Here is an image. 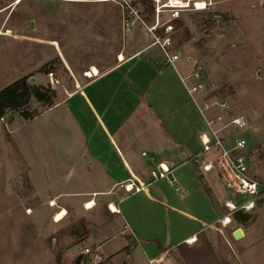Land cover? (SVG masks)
<instances>
[{
	"label": "crops",
	"instance_id": "crops-1",
	"mask_svg": "<svg viewBox=\"0 0 264 264\" xmlns=\"http://www.w3.org/2000/svg\"><path fill=\"white\" fill-rule=\"evenodd\" d=\"M20 36L43 48L42 40ZM151 43L143 27L127 30L114 65L94 67L98 75L29 119L37 123L24 139L33 143L28 183L50 215L69 210L85 219L84 211L99 209V224L86 220L90 238L111 230L125 237L111 255L101 250L110 263L116 257L122 262L121 254L132 259L139 249L156 264H264V203L255 206L254 228L220 222L234 194L217 164L203 168L214 159H201L208 152L201 135L209 115L202 93L187 87L193 57L181 56L177 68L163 67ZM160 162L174 168L179 190L166 179H152ZM218 177L229 198L213 183ZM130 179L143 189L128 193L119 187Z\"/></svg>",
	"mask_w": 264,
	"mask_h": 264
},
{
	"label": "rangeland",
	"instance_id": "rangeland-1",
	"mask_svg": "<svg viewBox=\"0 0 264 264\" xmlns=\"http://www.w3.org/2000/svg\"><path fill=\"white\" fill-rule=\"evenodd\" d=\"M17 1L0 0V92L22 77H28L32 85H43L49 99L38 101L32 96L24 106L30 114H38L78 88L90 78L88 70H104L116 63L127 33L117 3ZM211 16L215 24L210 23ZM175 25L176 46L182 56L193 57L188 68L193 70L199 62L205 69L202 95L210 105L207 114L223 113L227 121L235 117L248 121L245 129L228 126L222 135L247 140L250 176L264 184V0H213L207 10L184 12ZM22 34L42 40L43 48L23 42ZM17 114L0 112V264H76L81 256L80 264H90L94 254L81 255L83 248L96 249L103 242L101 250L109 255L120 249L125 237L112 230L109 236L90 238L86 220L93 217L99 224V209L84 211L85 219L72 217L66 210L69 214L57 221L56 214L50 215L48 206L37 199L25 176L34 169L33 143L24 140L37 120ZM215 152L208 151L201 159H214ZM213 183L230 197L222 179ZM257 201L256 205L264 203V191ZM255 208L243 211L250 214L242 222L248 228L259 225ZM119 258H111V263L103 258L98 264H156L139 249L132 259L124 254L122 262Z\"/></svg>",
	"mask_w": 264,
	"mask_h": 264
},
{
	"label": "built area",
	"instance_id": "built-area-1",
	"mask_svg": "<svg viewBox=\"0 0 264 264\" xmlns=\"http://www.w3.org/2000/svg\"><path fill=\"white\" fill-rule=\"evenodd\" d=\"M108 1H113L121 7L125 30L141 26L149 33L152 38L151 46L157 48L161 55V66L176 68L182 54L181 49L175 44V22L186 11H204L213 7V0H152L153 8L149 14L141 0ZM98 74L97 69L86 72L90 78ZM49 76L53 78V71L49 72ZM188 78L192 80V83L187 85L191 94L203 93L206 90V73L199 62H196V66ZM220 105L222 107L227 106L226 103H220ZM205 108L209 110L210 105L207 104ZM207 124V132L201 135L204 150L212 151L215 149L216 152L214 160L205 164L203 168L210 170L217 164L221 177L234 194L233 198L225 202L228 212L220 219L223 225H228L232 222L235 212L251 211L255 208L257 198L264 191V184L250 176L249 158L246 151L247 140L245 138L233 140L232 137L228 139L222 135L228 126L240 130L245 129L248 126V121L241 117L227 121L223 113H217L207 117ZM150 175L153 180L166 179L175 185L177 190L180 189L177 185L174 168L166 162H160L151 170ZM119 187L128 193H136L143 189V186L136 184L133 179L120 182ZM91 254H94L95 259L92 258L90 264H98V261L104 258L99 245L96 249L85 247L81 250V255Z\"/></svg>",
	"mask_w": 264,
	"mask_h": 264
},
{
	"label": "trees",
	"instance_id": "trees-1",
	"mask_svg": "<svg viewBox=\"0 0 264 264\" xmlns=\"http://www.w3.org/2000/svg\"><path fill=\"white\" fill-rule=\"evenodd\" d=\"M141 2L150 14L153 8L152 0H141ZM209 21L215 24V16H211ZM43 89V85L30 84L28 82V77H22L14 81L0 92V112L5 114L7 110L16 111L24 117V119H32L35 115L26 111L24 106L30 103L32 96H35L38 101L49 99V96L42 91ZM233 217L236 221L242 223L250 217V214H243V211H237L234 213ZM81 259L82 257H78L76 264H80Z\"/></svg>",
	"mask_w": 264,
	"mask_h": 264
},
{
	"label": "bare ground",
	"instance_id": "bare-ground-1",
	"mask_svg": "<svg viewBox=\"0 0 264 264\" xmlns=\"http://www.w3.org/2000/svg\"><path fill=\"white\" fill-rule=\"evenodd\" d=\"M20 0H18L17 2H19ZM96 70V69H95ZM94 204H95V201H90V202H88L87 203V206L88 207H93L94 206ZM111 208H112V210H116V206L114 205V204H112L111 205ZM65 212L66 211H64V212H60V213H58V214H56V216H55V220H61L63 217H64V214H65ZM240 235H242V234H240Z\"/></svg>",
	"mask_w": 264,
	"mask_h": 264
},
{
	"label": "water",
	"instance_id": "water-1",
	"mask_svg": "<svg viewBox=\"0 0 264 264\" xmlns=\"http://www.w3.org/2000/svg\"><path fill=\"white\" fill-rule=\"evenodd\" d=\"M214 8H216V6H214ZM31 80H32V81H36V78H35V77H31ZM89 227H90V228L92 229V231L94 232V235H96V234H97V229H96V227L94 226V224H90ZM240 234H242V231H241V230H238V231L235 233V235H236L237 237H241L242 235H240Z\"/></svg>",
	"mask_w": 264,
	"mask_h": 264
}]
</instances>
